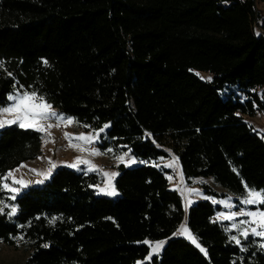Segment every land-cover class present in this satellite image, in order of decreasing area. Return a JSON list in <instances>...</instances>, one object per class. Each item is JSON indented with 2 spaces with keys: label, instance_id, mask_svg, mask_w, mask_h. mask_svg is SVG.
Instances as JSON below:
<instances>
[{
  "label": "trees",
  "instance_id": "1",
  "mask_svg": "<svg viewBox=\"0 0 264 264\" xmlns=\"http://www.w3.org/2000/svg\"><path fill=\"white\" fill-rule=\"evenodd\" d=\"M259 1L0 0V105L18 88L36 91L88 129L108 124L105 143L144 160L118 165L117 197L95 193L97 173L64 166L13 199L16 213H0V241L23 237V264H137L150 251L145 240L173 235L184 204L168 169L154 164L164 146L187 181L212 176L241 196L245 185L264 190V137L245 119L264 114ZM41 144L39 131L0 130V200L3 176ZM220 209L199 199L187 211L207 255L173 236L142 264H264V237L237 245L216 220Z\"/></svg>",
  "mask_w": 264,
  "mask_h": 264
},
{
  "label": "rangeland",
  "instance_id": "2",
  "mask_svg": "<svg viewBox=\"0 0 264 264\" xmlns=\"http://www.w3.org/2000/svg\"><path fill=\"white\" fill-rule=\"evenodd\" d=\"M257 11L258 14L260 15H259V19L254 24V28L257 33L260 32L264 33V1H259L257 3ZM198 74H200V76L203 79L204 78L208 79L209 77H211V74L205 71L204 72L200 71ZM17 92L22 93L24 92V90L18 88L14 90L12 93L8 94V96L11 94H16ZM46 102L52 106L51 110L57 112L58 114H63L65 117L72 118L74 122L71 124L61 123L60 126H56V122L54 119H49L41 122L45 126L48 124L53 125L51 128H47L46 132L39 131L42 138L41 153L38 156H36L34 159L23 161L21 162L20 165L9 169L2 178L1 183L3 186V190L7 192L5 195L6 197H8L0 200V205L1 208H3V210L10 212L13 206L16 207V204L12 199L13 196L17 198L27 188L35 187L36 185H43L50 179L52 174L58 168L67 166L69 163L75 162L77 157L81 158L82 160L90 161L91 165H95L97 167L95 169L89 170L90 166L88 164L81 163L77 168H72V167L70 168H72L77 172L83 171L85 173H93V172L97 173L100 182L94 186L95 193H97L98 195H105L107 197H109V195L104 194V192H101L100 190L101 189L109 190V186H112L115 188L117 192L116 177L119 174L118 165L123 163L128 167H136V165L144 163L143 159H140L137 156L135 157L133 155L130 148H126L124 146H114L112 144L105 143L106 139H108V136L106 135V129L108 127L101 128L103 129V131H101V129H92V128L88 129L81 122L76 120L74 116L54 107L48 101ZM11 103H12L11 101H8L6 104L0 105V107L9 106ZM13 115L0 114V119H12ZM245 119L248 123L250 122L252 124L254 129L258 130V133L262 137H264V114L256 113L254 115H249V116L245 115ZM11 125H18V124H11ZM1 129L2 128H0V130ZM65 132L69 133L73 137L79 136L81 134L85 136L91 135L93 136L94 139L91 143H85L82 140L73 139L72 143L74 145H80L84 148V151H79L77 150V148L69 146V142L64 138ZM48 133H50V135H48ZM164 148L167 151V155L165 157H160L154 160L155 162L154 164L168 169L166 174L168 177L169 176L172 177V179L169 180L170 187L177 190L182 196V204H184V216H183L184 219L177 227V229L173 232V235L169 236L168 238L157 239L154 241L147 240L149 241L147 245L150 248V251L145 256V258L138 260L136 262L137 264H142L143 262L149 260L147 259L149 255H151L152 258L154 254L160 253L170 237L184 236L187 238L186 234L174 235V233L178 232V229L182 224L186 225V227L188 228L187 218H186L188 208L191 205L195 204V202L199 199H211L213 203L221 206V209L216 213L215 217H217L219 213L229 214L231 212H237L241 208L245 209L246 211L256 210L257 208H260L258 205L242 204L241 201L246 197L247 193L244 196L235 195L234 193L229 192L226 188L220 186L212 176L209 177L195 176L194 178L191 179V181H187L182 173L180 162L177 160V157L174 154V152L169 147L164 146ZM93 149H95L101 154L92 155L91 150ZM109 149H111V151H108ZM125 152H128V156H125L124 161L121 162L120 160L117 159V157L124 155ZM129 158L135 159L136 163L129 164L128 163ZM173 158H175V162L173 161ZM53 164H55L56 167H52ZM168 164H171L172 166L165 167V165ZM105 172L117 173V175H115L114 177L106 176L104 175ZM9 173H11V175H9ZM14 180H20L23 183L21 184L14 183ZM5 185H7V187H5ZM203 185L210 186L216 191L226 194L219 197L207 194L205 191L206 189L204 188ZM10 188H16L19 189V191L12 192L9 190ZM118 195L111 197H117ZM229 197H231V200H228ZM226 200L228 201L229 204L232 205L231 208L226 207L225 204L223 203V201ZM214 201H218L219 203H216ZM245 219H249V218L246 216H238L235 218V220L221 219L220 221H223L226 227L231 229L229 231L230 236H237V238L240 239L241 241V239L244 237L240 234L241 231L244 228H248L250 231L251 227L255 226L248 224H239V221ZM233 223L238 224L237 229L231 228V225ZM15 240H16V246L8 245L3 241H0V264H23V262L25 261L26 257L29 254L26 248V243L23 239H20V237L15 238ZM160 241H163L164 243L160 247L159 251L152 252V248H154L156 246V243Z\"/></svg>",
  "mask_w": 264,
  "mask_h": 264
},
{
  "label": "snow or ice",
  "instance_id": "3",
  "mask_svg": "<svg viewBox=\"0 0 264 264\" xmlns=\"http://www.w3.org/2000/svg\"><path fill=\"white\" fill-rule=\"evenodd\" d=\"M45 63H47L45 61ZM2 66V65H0ZM208 79H211L209 77ZM9 101L12 103L9 106L6 107H0V114H8L13 115L12 119H0V128L5 127L6 125L11 124H18L21 128H32L36 131H42L46 132L47 128H51L53 125L48 124L44 125L41 123L42 121L54 119L56 122V126H60L61 123L63 124H71L74 121L70 117H65L63 114H58L57 112L51 110L52 106L48 104L43 96H38L36 91L27 92L24 91L22 93L17 92L16 94H11L7 97ZM105 128L108 127V125L104 126ZM103 131V129H101ZM50 135V133H48ZM64 138L69 142L70 147H75L79 151H84V148L80 145H74L72 143L73 139L82 140L85 143H91L93 141V136L88 135L85 136L83 134L79 136H71L69 133H64ZM54 142V141H53ZM108 151H111L109 149ZM130 151V150H129ZM92 155H99L98 151L95 149L91 150ZM125 156H128V152H125L124 155L117 157L118 160L121 162L124 161ZM173 161L175 162V158H173ZM81 163L88 164L90 166L89 170L95 169L97 166L91 165L90 161L82 160L81 158L77 157L75 162L69 163L67 166L72 168H77ZM129 164L136 163L135 159L129 158L128 160ZM155 166V165H154ZM171 164L165 165V167H171ZM52 167H56L55 164L52 165ZM235 171V169H233ZM11 175V173H9ZM47 175V174H46ZM104 175L106 176H115L117 173H107L105 172ZM169 180L172 179L171 176L168 177ZM14 183L21 184L23 183L20 180H14ZM7 187V185H5ZM245 188L247 189V195L246 197L241 201L242 204L245 205H261L264 204V190H256L248 188L247 185H245ZM12 192H17L19 189L16 188H10L9 189ZM101 192H104V194L109 196H116L118 193L116 192L115 188L112 186H109V190L101 189ZM191 191V190H190ZM12 199H15L13 196ZM228 200H231V197L228 198ZM216 203H219L218 201H214ZM226 207L231 208L232 205L228 203V201H223ZM17 209L15 206L11 208V211L8 213L9 216L14 215L16 213ZM0 213H3V208H0ZM238 216H246L249 219L241 220L239 221V224H248V225H255L251 227V230L249 231L248 228H244L241 231V235L244 236L246 239L249 237V235L257 236V237H264V209L257 208L256 210H249L246 211L245 209L241 208L237 212H231L229 214L225 213H219L216 217V220H235ZM56 218H52L50 223H54ZM215 222V221H214ZM232 229H237L238 224L233 223L231 225ZM231 229L225 227V231H230ZM176 234H186L187 238L205 255H207L206 249L203 248L200 243H198L197 239L192 235V233L188 230L186 225L182 224L180 228L178 229ZM20 239H23V237H20ZM231 240L235 241L237 245L241 244L240 239L237 238V236H231ZM145 244H148L149 241L145 240ZM163 241L157 242L156 246L152 248V252H158L160 247L163 245ZM44 247H48L47 244L44 245ZM262 248H264V244L261 245ZM244 250V249H242ZM147 259H151V255L147 257Z\"/></svg>",
  "mask_w": 264,
  "mask_h": 264
}]
</instances>
